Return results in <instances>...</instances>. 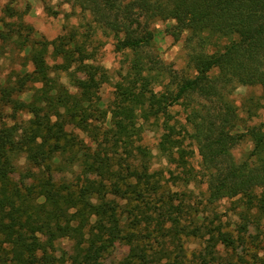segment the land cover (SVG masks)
Returning a JSON list of instances; mask_svg holds the SVG:
<instances>
[{
    "label": "trees",
    "instance_id": "16d2710c",
    "mask_svg": "<svg viewBox=\"0 0 264 264\" xmlns=\"http://www.w3.org/2000/svg\"><path fill=\"white\" fill-rule=\"evenodd\" d=\"M65 1L131 61L106 106L109 70L77 31L48 40L0 19V38L27 52L0 85V264H264V125L241 128L230 98L238 85L264 93V0ZM159 21L184 36L193 72L155 63ZM153 130L180 169L169 176L143 142ZM246 137L254 147L237 161L232 150ZM187 140L201 156L202 198L187 187L197 178ZM21 157L26 186L13 178ZM225 199L241 208L249 232L240 241L215 207Z\"/></svg>",
    "mask_w": 264,
    "mask_h": 264
},
{
    "label": "rangeland",
    "instance_id": "374dc122",
    "mask_svg": "<svg viewBox=\"0 0 264 264\" xmlns=\"http://www.w3.org/2000/svg\"><path fill=\"white\" fill-rule=\"evenodd\" d=\"M1 18L12 24L14 23V32L18 30V23L23 22L33 27L34 30L31 36L41 35L48 40L77 31L80 42H85L89 51H93L95 54L96 62L109 70L112 82L104 84L101 91L107 106L113 96V83L119 78V74L128 68L131 53L117 50L113 36L105 34L95 25L89 12H85L80 7L73 6L65 0H0ZM172 23V21H159L156 23V38L148 52L152 53L155 63L158 60L161 61L165 69H170L174 76L180 77L184 74V71L185 73L187 71L193 72V66L190 63V50L185 43L184 36L176 40L167 31ZM8 28L10 26L5 29ZM23 34H27L26 29H23ZM26 54V50L22 49L18 43L7 42L0 38V85L13 71L23 69V56ZM48 59L50 63H53L52 57H48ZM27 68H33L31 63L28 64ZM63 82L68 83L65 78H63ZM230 98L237 108L242 123H240L241 128L264 125V93L261 86L238 85L232 91ZM172 111L176 119L181 122L185 121L186 111L184 106H176ZM23 116L28 117L27 114H23ZM160 135L161 131H149L146 133L143 142L151 149L153 154V169H163L165 174L169 176V168H174L175 172L180 169H177L175 165H170L167 159L160 154L158 148ZM185 147L192 149V154L188 158L189 166L197 175L196 181L187 187L188 189H195L198 198H202L204 197L202 191L205 190V184L202 182L201 156L197 146L190 143L189 140L185 142ZM253 147L254 142L252 139L246 137L233 148L232 152L235 159L237 161L244 160ZM17 164L18 172L14 174L13 178L20 182L22 186H26L28 180L22 181L21 173L25 172L27 168L24 157H21ZM183 188L185 186L179 187V189ZM215 207L224 222L233 224L230 228L234 229L238 240H242L249 231L238 225V222H240L238 211L241 208H235L232 199H225ZM250 231L255 232L251 228ZM190 245L192 248L196 247L198 240L191 239ZM58 246L65 251L70 248L67 241H63ZM69 263L65 257L64 264Z\"/></svg>",
    "mask_w": 264,
    "mask_h": 264
}]
</instances>
